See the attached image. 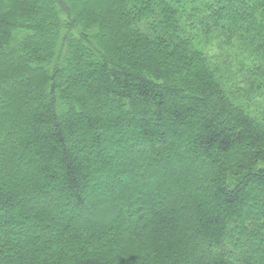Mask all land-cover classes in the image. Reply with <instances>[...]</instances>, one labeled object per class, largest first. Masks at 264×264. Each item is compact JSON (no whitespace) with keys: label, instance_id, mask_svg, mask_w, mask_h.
<instances>
[{"label":"trees","instance_id":"obj_1","mask_svg":"<svg viewBox=\"0 0 264 264\" xmlns=\"http://www.w3.org/2000/svg\"><path fill=\"white\" fill-rule=\"evenodd\" d=\"M0 264H264V0H0Z\"/></svg>","mask_w":264,"mask_h":264},{"label":"rangeland","instance_id":"obj_2","mask_svg":"<svg viewBox=\"0 0 264 264\" xmlns=\"http://www.w3.org/2000/svg\"><path fill=\"white\" fill-rule=\"evenodd\" d=\"M181 165H183V164H179V162H178V165L177 164H172L171 165V168L173 169H171V171H169L168 172V175H174L178 170H179V168H178V166H181ZM182 167V166H181ZM182 169H183V167H182ZM184 170V169H183ZM167 174V173H166ZM247 212H251V211H247Z\"/></svg>","mask_w":264,"mask_h":264}]
</instances>
